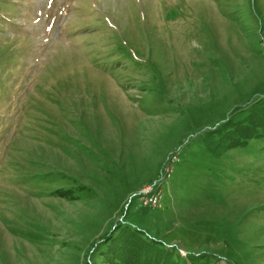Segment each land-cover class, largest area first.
Listing matches in <instances>:
<instances>
[{"label": "rangeland", "instance_id": "rangeland-1", "mask_svg": "<svg viewBox=\"0 0 264 264\" xmlns=\"http://www.w3.org/2000/svg\"><path fill=\"white\" fill-rule=\"evenodd\" d=\"M262 99L264 0H0V264H116L126 230L264 264V133L204 142Z\"/></svg>", "mask_w": 264, "mask_h": 264}, {"label": "trees", "instance_id": "trees-1", "mask_svg": "<svg viewBox=\"0 0 264 264\" xmlns=\"http://www.w3.org/2000/svg\"><path fill=\"white\" fill-rule=\"evenodd\" d=\"M264 133V99L252 106L250 114L242 123L224 124L217 130L209 132L205 138V147L214 156H221L228 150L243 146L251 138ZM110 235L106 236L109 239ZM113 262L116 264H210L203 256L173 257L164 243L147 237L140 230H126L112 244Z\"/></svg>", "mask_w": 264, "mask_h": 264}, {"label": "bare ground", "instance_id": "bare-ground-1", "mask_svg": "<svg viewBox=\"0 0 264 264\" xmlns=\"http://www.w3.org/2000/svg\"><path fill=\"white\" fill-rule=\"evenodd\" d=\"M157 184H151L149 186H147L145 189H147L148 187V191H145V189L141 192V195H140V200H142V198H148V199H157V204H155L154 208H157V207H160L161 205V202H162V191L161 190H158L157 191ZM143 204L145 205H149V201H141Z\"/></svg>", "mask_w": 264, "mask_h": 264}, {"label": "built area", "instance_id": "built-area-1", "mask_svg": "<svg viewBox=\"0 0 264 264\" xmlns=\"http://www.w3.org/2000/svg\"><path fill=\"white\" fill-rule=\"evenodd\" d=\"M148 188L145 189V191H148ZM141 201H149V206H154L155 204H157V199L142 198Z\"/></svg>", "mask_w": 264, "mask_h": 264}]
</instances>
